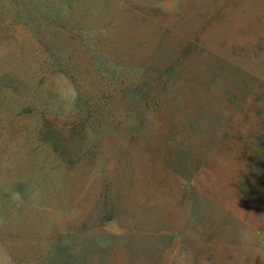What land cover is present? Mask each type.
Masks as SVG:
<instances>
[{"label": "rangeland", "instance_id": "rangeland-1", "mask_svg": "<svg viewBox=\"0 0 264 264\" xmlns=\"http://www.w3.org/2000/svg\"><path fill=\"white\" fill-rule=\"evenodd\" d=\"M0 12L15 24L0 36V73L10 70L32 90L53 93L63 104L62 124L83 105L81 95L92 106L117 96L124 109L123 99L145 81L148 92L138 100L153 103L151 91L189 40L196 57L177 70L171 85L183 94L171 100H185V81L211 65L222 67L225 89L251 99L235 125L240 153L228 148L236 141L214 147L209 136L199 147V138L188 134L182 139L186 149L171 156L167 148H178L171 143L183 125L176 113L169 121L172 108L145 125L130 152L127 131L135 125L110 138L103 126L96 128L94 159L75 157L70 176L30 148L0 142V166L10 165L3 187L14 166L23 172V163L44 164L31 174L34 185L19 203L0 214V245L14 264H264V185L246 169L242 153L264 134V0H119L115 23L100 13L97 0H83L72 12L73 23L95 28L80 32L83 48L67 44L66 28L39 21L21 0L10 10L0 0ZM138 43L144 49L137 51ZM86 48L98 53L106 73L116 74V85L102 78V67L91 70ZM236 81L250 90L241 95ZM12 155L24 161L9 164ZM59 178L70 181L62 188Z\"/></svg>", "mask_w": 264, "mask_h": 264}, {"label": "trees", "instance_id": "trees-1", "mask_svg": "<svg viewBox=\"0 0 264 264\" xmlns=\"http://www.w3.org/2000/svg\"><path fill=\"white\" fill-rule=\"evenodd\" d=\"M3 1L4 4L8 3L9 10L11 9V4H16V0ZM82 1L21 0L22 5L30 7L40 18L38 19L39 21L66 28L65 30H68L69 37H64L65 42L80 48H83L85 44L84 35L82 36L80 32L95 30V28L88 30L84 28L76 29L73 23L72 12ZM118 1L97 0L100 6V13L106 14L110 19V23L117 21L118 17L112 12L116 9ZM13 19V17L7 18L5 14L0 12V36L14 27ZM73 31L78 32L79 35H74ZM106 32L108 33V31ZM64 33L67 35V31ZM96 35L98 34L94 36ZM74 36H77V38ZM94 41L98 40L95 39ZM189 41L186 42V46L181 50L176 61L170 63V69H167L163 74V81L159 84V88L151 91L150 94L153 96L155 102L154 106L150 107L149 103L152 102L138 100V98H141L140 92H148L146 90L148 88H145V81L143 83L138 82L137 94L134 91L123 99L124 103H122V106L124 105V109H119L116 100L117 96L110 99L107 98L106 102L98 98L95 102L97 105L92 106L88 103L91 100L86 98L85 95H81L78 101L81 100L84 103L83 105L78 104L77 110L70 115L68 114L72 119L68 124H62L59 121L62 115L63 104L57 100V97L53 93L49 91L38 93L37 89L32 90L31 84L25 85L10 70L0 73V142L8 139L9 142L15 143V146L20 145L24 148H30L33 152L43 155L47 163L52 161L60 169L64 170V173L70 176L73 170L68 165L73 163L75 157L82 155L94 159L92 151L97 148L94 137L96 128L103 126L109 131L106 138H110L120 132V127L135 125L134 129L130 127L127 131L128 134L126 133L129 136V141H131L126 144V148L130 152L131 148H135V139H139L143 135L145 125L152 124V121L159 120L162 116L164 117L169 108H172L173 113L167 114L169 121L173 120L171 118L176 113L184 126L182 125L177 130L179 135H173L174 140L171 143L177 144L179 149L173 148V145L167 148L171 156L179 157L180 154L177 153L186 149L182 147V139L188 134L199 138V143L197 144L199 147L203 146L202 142H209V136H212L214 147L219 144L236 141L232 145H229L228 148H236L235 150L240 153L243 145H241L240 141H237V135H234L236 132L235 125L244 106L248 107L251 99L249 95H244L242 98L241 96L240 98L236 97L231 91L229 92L225 89L224 81L221 80L223 74L219 73V70H222L221 66H203L198 72L199 75L197 77H194L191 81H185L184 92L189 93L186 95L185 100L184 96L183 99L171 100L172 97L178 99V95L183 94V91H177L171 85L172 79L178 73L177 70L184 68L190 62L188 59L196 57L191 52L193 42ZM144 46L143 43H138L136 45L137 51L144 49ZM84 54L90 61L91 70L96 71L99 69L100 72L102 67L104 73L102 78L105 77L110 80V83L117 84V79H115L116 74L106 73L107 71L104 69L103 64L101 66V63L98 62V53L96 51L86 48L84 49ZM4 58L10 61L14 57L11 53H5ZM184 59L186 60L185 63ZM140 80H143V78ZM236 84L240 87V89L238 88V93L242 91L241 95L246 89L250 90L249 85L247 84L245 87L243 81H236ZM86 99L88 102L84 101ZM238 99L242 100L240 104H237ZM93 107H97L99 110L96 113H91L90 111ZM149 110L150 112H148ZM150 128L151 125L147 126V129ZM104 140L100 142H104ZM252 146L254 148L242 149L243 162L246 169H249L255 178L260 180L259 182L264 185V134H261ZM13 155L9 160V164H13L15 161H19L20 163L24 161L23 158L13 157ZM21 167L23 168V172L19 169L20 166L13 167L11 170L15 172L13 179L9 181L6 187H3L2 181L7 176L8 173L5 172L10 170V165L9 168L5 164L0 166L1 216L6 213L8 204H18L22 199L24 191H27L34 185L35 180L31 177V174L42 172L44 164H41V161H32L31 164H21ZM26 171L27 174L24 175ZM59 181L56 183L57 186L65 183L62 187L64 188L68 185L70 179L66 178L62 181L59 178ZM242 186L246 188L244 184Z\"/></svg>", "mask_w": 264, "mask_h": 264}, {"label": "clouds", "instance_id": "clouds-1", "mask_svg": "<svg viewBox=\"0 0 264 264\" xmlns=\"http://www.w3.org/2000/svg\"><path fill=\"white\" fill-rule=\"evenodd\" d=\"M0 264H14L12 256L3 245H0Z\"/></svg>", "mask_w": 264, "mask_h": 264}]
</instances>
